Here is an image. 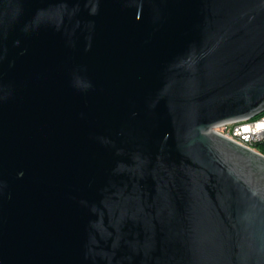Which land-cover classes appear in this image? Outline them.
<instances>
[{"label": "water", "instance_id": "95a60500", "mask_svg": "<svg viewBox=\"0 0 264 264\" xmlns=\"http://www.w3.org/2000/svg\"><path fill=\"white\" fill-rule=\"evenodd\" d=\"M264 0H0V264H264Z\"/></svg>", "mask_w": 264, "mask_h": 264}, {"label": "built area", "instance_id": "2783aa9c", "mask_svg": "<svg viewBox=\"0 0 264 264\" xmlns=\"http://www.w3.org/2000/svg\"><path fill=\"white\" fill-rule=\"evenodd\" d=\"M215 131L245 147L256 150L255 143L264 140V114L256 119L222 123L215 127Z\"/></svg>", "mask_w": 264, "mask_h": 264}, {"label": "trees", "instance_id": "16d2710c", "mask_svg": "<svg viewBox=\"0 0 264 264\" xmlns=\"http://www.w3.org/2000/svg\"><path fill=\"white\" fill-rule=\"evenodd\" d=\"M263 114H264V113L258 115L257 117H254L253 119L259 118V117L262 116ZM254 148H255L257 151H259V152H261V153L264 154V140L255 143Z\"/></svg>", "mask_w": 264, "mask_h": 264}]
</instances>
